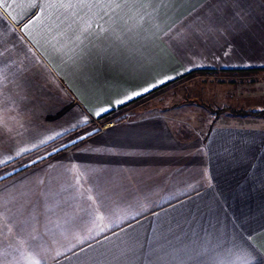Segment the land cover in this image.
Masks as SVG:
<instances>
[{
    "label": "crops",
    "instance_id": "0c3cea01",
    "mask_svg": "<svg viewBox=\"0 0 264 264\" xmlns=\"http://www.w3.org/2000/svg\"><path fill=\"white\" fill-rule=\"evenodd\" d=\"M141 11L151 15L133 18L131 33L120 19L99 21L106 31L94 29L82 51L60 53L43 29L26 35L23 19H12L30 12L11 0L0 6V59L8 61L0 68L10 81L0 152L14 157L0 164V205L17 223L38 221L16 236L20 252L5 241L2 264H245L246 253L247 264H264V118L222 112L202 130L123 108L196 74L264 72V0H153ZM136 48L148 60L139 74L130 70ZM166 76L175 79L113 103ZM101 108L108 111L95 115ZM22 148L29 151L16 156ZM88 195L107 217L103 231L85 219L61 232L59 209L54 223L45 219L56 204L69 215L68 201L86 208ZM30 235L43 237L38 252Z\"/></svg>",
    "mask_w": 264,
    "mask_h": 264
},
{
    "label": "snow or ice",
    "instance_id": "6c2138e0",
    "mask_svg": "<svg viewBox=\"0 0 264 264\" xmlns=\"http://www.w3.org/2000/svg\"><path fill=\"white\" fill-rule=\"evenodd\" d=\"M6 2L7 0H0V6L5 5ZM152 2L153 0H11L12 4H18L31 13L26 18L21 16V18L18 19L17 16H12V19L17 23H20V20L23 19L21 31L26 35H28V29L30 28L35 29L39 27L43 29L50 37L48 43L54 51L60 53H77L78 49L81 51L83 50L84 39L91 35L94 29L98 28L101 33L106 31L99 21H115L120 19L127 32L131 33L133 29L130 26V22L135 18L136 23L142 24L151 14L142 12L141 8L151 5ZM164 2L165 0H161V3ZM234 2L239 3V0H234ZM126 10L128 13H131V15H124ZM237 15H239V13H237ZM69 33H71V35H69ZM29 39H31V36H29ZM69 44L72 45L71 48H69ZM134 54L140 57V59L137 63L130 66V70L134 74H139L145 70L148 60L146 57H142L140 48L134 49ZM4 56L5 51H0V58ZM68 59L74 62L76 56L69 55ZM11 63L15 64V61H11ZM7 64L8 61L0 59V65L6 66ZM173 79H175V77L172 76L158 79L155 82L148 83L141 90L131 92L130 95H126L123 99L114 100L113 103L116 105L124 104L128 100L134 99L136 96H142L150 92L153 88L158 87L160 84H164L168 80ZM9 82L4 69L0 68V127L4 126L2 115L4 112V88L7 87V83ZM105 111H108V109L101 108L95 115H100ZM83 122H86V118ZM73 127H76V125H73ZM56 135H61V133H57ZM89 135H91V133H89ZM54 138L55 137H49V139ZM80 139H83V137H80ZM41 143H46V141H41ZM26 151H29V149L22 148L16 152V156H20ZM11 159H14V157L8 156L6 159H0V164L7 163V161ZM87 200L91 203L88 204L86 208L79 209L75 208L71 201L66 202L67 206L72 208L73 215H69L63 204L47 207L45 219H47L49 224L54 223L52 217L57 215V209H59L64 213V216L67 217V219L64 220L57 218L55 222V228L61 232L70 231L72 225L75 224L77 220L83 221L85 219H90L95 227H99L100 231H103L101 225L107 217L104 215L101 207L96 204L95 197L88 195ZM45 203L47 204V202ZM5 211L6 209L4 206L0 205V255L3 254L2 248L5 241H8L7 247L9 248L13 246L12 242L14 241L18 245L15 250L20 252L25 241L16 240V236L28 232L29 228H31L32 232H35V225L38 222L35 216H31L17 223V215L13 214L12 217H8L5 215ZM81 212L83 215H80ZM10 224L16 225L15 234H13V228L9 226ZM47 231L50 232L51 229H47ZM89 231H91V229ZM10 236L11 240L9 239ZM30 240L31 243L29 244V248L32 252H38L44 247L45 242L42 236L30 235ZM81 243H83V241H81ZM21 255L23 256L24 253L21 252ZM59 255H61V253L58 252L57 256ZM28 258L31 259V264H42L41 259ZM251 258H253L252 254L246 253L243 257L245 264H247ZM0 264H2V261H0ZM43 264H47V261L43 260Z\"/></svg>",
    "mask_w": 264,
    "mask_h": 264
},
{
    "label": "rangeland",
    "instance_id": "374dc122",
    "mask_svg": "<svg viewBox=\"0 0 264 264\" xmlns=\"http://www.w3.org/2000/svg\"><path fill=\"white\" fill-rule=\"evenodd\" d=\"M221 76L224 75L217 78L196 74L191 82L178 83L174 89L144 98L134 104L130 112L141 116L159 112L172 119H183L203 130L204 124L210 125L219 110L264 111V72ZM157 95L159 97H155ZM176 126L181 130L185 125L177 122ZM6 157L0 152V159Z\"/></svg>",
    "mask_w": 264,
    "mask_h": 264
},
{
    "label": "trees",
    "instance_id": "16d2710c",
    "mask_svg": "<svg viewBox=\"0 0 264 264\" xmlns=\"http://www.w3.org/2000/svg\"><path fill=\"white\" fill-rule=\"evenodd\" d=\"M159 91V90H157ZM147 97V96H146ZM145 97L143 98H139L137 100H135L134 102H131L129 104H127L126 106H123V108H126L128 106H133L134 104L138 103L139 101H141L142 99H144ZM218 113L217 114H220L222 112H229L231 114H234V115H240V116H243V117H264V111H257V110H231V109H224V110H219L217 111Z\"/></svg>",
    "mask_w": 264,
    "mask_h": 264
}]
</instances>
